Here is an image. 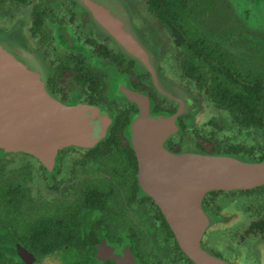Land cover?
I'll return each instance as SVG.
<instances>
[{"label":"flooded vegetation","instance_id":"obj_1","mask_svg":"<svg viewBox=\"0 0 264 264\" xmlns=\"http://www.w3.org/2000/svg\"><path fill=\"white\" fill-rule=\"evenodd\" d=\"M117 1L153 48L149 70L122 53L76 0L0 1V31L25 41V50L47 70V90L64 104L95 106L113 120L108 136L96 147H62L52 174L41 160L22 154L37 164L25 163L18 179H1L0 185L16 191L0 197L6 202L0 208V231L12 236L0 241V264H28L18 249L32 255L27 256L30 264H121L129 254L134 264H194L181 250L162 208L142 191L131 126L145 106L153 114L177 115L184 134L199 117L186 111L183 99L192 100L200 111L206 108L202 99L213 102L186 75L182 62L187 54L174 48L177 39H171L169 17L161 21L149 0ZM150 28L153 35H143L141 30ZM191 84L196 93L188 88ZM214 110L208 122L198 121V142L183 143L177 134L166 141L167 149L212 154L225 148L229 154L215 155L264 162V127L240 126L228 112ZM34 168L39 178L32 177ZM223 193L230 195V206L219 201ZM201 208L208 218L201 240L204 251L228 264H264V182L249 189L211 191ZM223 222L230 223V260L208 233ZM33 223L43 234H30ZM67 230L72 233L68 238ZM32 248L60 250L39 255Z\"/></svg>","mask_w":264,"mask_h":264},{"label":"water","instance_id":"obj_2","mask_svg":"<svg viewBox=\"0 0 264 264\" xmlns=\"http://www.w3.org/2000/svg\"><path fill=\"white\" fill-rule=\"evenodd\" d=\"M76 1L122 53L140 67L152 68L148 59L153 48L141 39L123 4L117 0ZM6 34L0 31V159L27 154L41 160L52 174L62 147H96L108 136L113 120L98 107L60 102L47 90V70L35 54L25 50V41L19 35ZM154 82L160 85L156 76ZM182 104L186 111L199 114L192 100L183 99ZM177 134L182 135L177 115L153 114L142 107L131 126L142 191L162 208L181 250L194 264H228L201 246L208 227L201 200L211 191L261 185L264 162L191 151L173 153L166 141ZM18 251L30 264L27 256L32 255L25 249ZM121 264H134L131 254Z\"/></svg>","mask_w":264,"mask_h":264},{"label":"trees","instance_id":"obj_3","mask_svg":"<svg viewBox=\"0 0 264 264\" xmlns=\"http://www.w3.org/2000/svg\"><path fill=\"white\" fill-rule=\"evenodd\" d=\"M149 2L150 10L155 13L161 21H166V17H169L167 22L172 34L177 39V45L181 47L186 46L188 50L192 51V53L188 52V55L182 62V66L186 75L192 78L193 81H197L206 91L209 100L212 101L218 109L231 114L234 117V121L240 126H248L251 128L264 127V39L258 37L259 39L257 41L248 36L238 38L235 42L236 44L245 48L250 45L249 47L251 49L256 50L255 52L257 54H253L252 60L254 62L259 61L260 65L253 66L252 64L254 62H246L247 58L240 60L243 63L242 65H237L232 59V53L227 50L226 43L221 45L216 39L204 42L193 40L188 37L185 31L195 10L215 12L218 6L217 0H149ZM210 16L212 15L209 14L208 17L202 16V24L204 19L206 23H209ZM231 17H233V22H231ZM230 23H233L230 28L232 34L235 30H241L236 25L237 21H235L233 8L230 12ZM213 32H215V29L212 30V33ZM229 35L230 33H228V36ZM220 145L221 144H219V146ZM223 151L224 152H212V154L230 153V149L223 148ZM3 159H0V163H2ZM15 191V188L11 187L8 190L0 185V197L3 194H7V192L13 193ZM10 200L13 202L12 199ZM2 202H5L4 198ZM2 202H0V208H5ZM12 206L19 208L17 203H12ZM67 231H65L64 235L66 238L72 234L70 230ZM30 234L36 237L43 233L40 226L33 223ZM6 237L4 233H1L0 241ZM56 250L60 249H31V251L39 255H47ZM1 252H3V250H0V254Z\"/></svg>","mask_w":264,"mask_h":264},{"label":"rangeland","instance_id":"obj_4","mask_svg":"<svg viewBox=\"0 0 264 264\" xmlns=\"http://www.w3.org/2000/svg\"><path fill=\"white\" fill-rule=\"evenodd\" d=\"M217 4L218 6L216 7L215 12L208 10H206L205 12L202 10L194 11L193 16L191 17L192 19L188 22L185 29V31L188 34V37L190 39L198 40L201 42L216 39L221 43V45L226 43L227 50H229L230 53H232V59L234 62H236L237 65H242L243 63L240 60L245 58H247L246 62L253 63L254 61L252 60V58H253V54H257L255 52L256 50L251 49L249 47L250 45H248V47L245 48L243 46L236 44L235 42L237 41L238 38L244 36H248L257 41L259 39L258 37L264 39V0H258V1L257 0H217ZM231 6L233 8L235 21H237L236 25L241 29L239 31L235 30L233 34L230 32V28L233 25V23L232 24L230 23V12L232 10ZM209 14L212 15L209 17L210 19L209 23H206L204 19L202 24V20H201V18L203 19L202 16L208 17ZM231 22H233V17H231ZM213 29H215V32L212 33ZM141 32L145 36L146 33H148L151 36L153 35V31L151 28L148 31L143 29V31L141 30ZM228 33H230L229 36ZM171 37L172 40L176 38L172 34ZM174 45H175L174 48L178 49L179 53L182 52V54H187V55L188 52L192 53V51L188 50L186 46L181 47L178 46L176 43ZM171 58H173L175 61L174 56H171ZM177 64H179L178 61ZM252 65L259 66L260 62L259 61L254 62ZM192 87H193L192 84L188 86V88L193 93H196L194 92ZM202 104H205L206 108L203 107L202 111H200L199 114L196 115V117L199 118H196L193 127L187 129V131L184 134H182V136L180 137L181 139L179 140L183 141V143L192 145L194 144V142H198V139L195 138V131L197 130L200 131L199 129H197L198 121L200 122L203 121L204 123L208 122V120L211 119V116L216 111L214 109H218L209 102L205 101L204 103V99H202ZM217 112L224 113L225 111L217 110ZM178 136H174V137L176 138ZM204 148L208 149L209 147L204 146ZM29 161L32 163H36L35 161H33V159L22 154L4 158L2 160V163H0V181L2 182L1 179L5 177L10 179L20 178L23 175L22 167L25 166V163ZM33 170H34V176L32 177L39 178L37 169L34 168ZM219 201H221V204L224 207L230 206V195L228 196L224 193L219 194ZM221 224L222 225L218 224L217 226L214 225L209 230L208 233L213 237L212 238L213 242L218 241L217 242L218 245L220 246V248L223 249V251H225V254L229 257L230 260V238H229L230 223L223 222ZM4 234L9 238V240L12 239L11 234H9L8 232H4ZM23 234L24 233L22 232L21 235ZM0 235H1V231H0ZM241 264H244L243 260Z\"/></svg>","mask_w":264,"mask_h":264}]
</instances>
